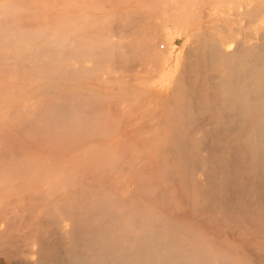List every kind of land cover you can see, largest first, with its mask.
<instances>
[{
	"label": "bare ground",
	"instance_id": "1",
	"mask_svg": "<svg viewBox=\"0 0 264 264\" xmlns=\"http://www.w3.org/2000/svg\"><path fill=\"white\" fill-rule=\"evenodd\" d=\"M17 1H0V254L13 264H264V207L233 218L222 174H206L235 153L236 171L264 180V1L226 2L236 12L219 20L134 0L160 23L126 7L97 36L92 20L49 30L40 7ZM193 19L174 55L166 23ZM172 61L175 86L153 95L167 83L149 75Z\"/></svg>",
	"mask_w": 264,
	"mask_h": 264
},
{
	"label": "rangeland",
	"instance_id": "2",
	"mask_svg": "<svg viewBox=\"0 0 264 264\" xmlns=\"http://www.w3.org/2000/svg\"><path fill=\"white\" fill-rule=\"evenodd\" d=\"M19 1L28 2L32 4L35 3L38 8L40 7V12L37 13L41 19L39 20V23L41 24L48 23V25H50L49 30H53V28L62 24L63 23L62 21L65 22V20L68 18L77 19L78 21L92 20L94 21L93 24L95 23V25L93 26V29L88 31V33L92 34L93 36H97L98 34L104 32V28H102L101 25L105 20L110 18L109 12L122 11L121 9L123 8L125 11L128 9L131 10L139 9L140 11L144 10L149 16V23H151L150 26L157 22L160 23V21L163 19V17L159 13V10L158 11L155 10L154 7H151L148 4H146L145 7L143 6L144 7L143 9L138 8V6L136 7L135 4L134 7L138 9H134L131 6L135 3L134 0H124V1L123 0L122 1L120 0H19ZM146 1L148 3H152L153 1H156L160 9L164 10L165 13H171L167 17H171L172 12L174 13L173 9L179 7L180 8L193 7V8H197V10L186 11L183 13L188 14L190 16L191 15L204 16V15L212 14L215 15L220 20L221 16L231 15V14L234 15V13L236 12V11L233 13L231 12L230 14L228 11H222L220 8L226 6V2L230 3L231 6H238V1L240 0H200V1L199 0H146ZM256 1L258 3L261 2L262 4V1L264 0H256ZM126 7L129 8L126 9ZM206 19L207 20L202 21L203 24L208 25L209 23H211L212 20L208 18ZM193 20L194 21H191L189 23V28H183V29H179L175 26H172L170 23H166L167 25L166 32L168 36L165 37L171 40L175 50L174 55L177 54L181 56L183 55V51L181 50V47L187 33L192 31L200 23L198 19L196 20L193 19ZM262 26L264 27V23L262 24ZM63 31L66 33L67 29H64ZM164 31L165 28L163 27V29L157 31V33L161 32L164 35ZM161 42L162 40H160L159 38L158 44L162 45ZM165 49H166V45H164V49H161V51H164ZM175 70H176L175 61H172L168 65L164 66L162 69L160 68L158 70V73H153L152 75H149L148 79L150 81L157 82L162 78L165 79V83H167L164 89L162 90L159 89L160 91H158L157 90L158 88H156L157 91H154L153 95L158 93H161L162 95H169L170 89L173 86H175L174 81H171ZM0 78L3 79V76H0ZM84 84L85 83L82 82L83 86H85ZM177 127L181 128V126H177ZM239 136L240 134L236 133L233 136V139L236 140ZM235 156L236 154L232 153L229 157H227L226 163L229 164V166L225 171L216 170L213 172L212 171L207 172L206 174L208 175L222 174L223 182L218 183V185L222 189L221 190L222 194L227 196L225 198V202H227V199H230L232 202L231 205L233 209H235L232 211L236 213L233 218L237 220L239 219L243 220L249 213L255 212L253 210H255L256 208L260 209L261 207H264V180L257 177L248 178L249 177L248 175L241 174L239 171H236L237 169L236 164L233 163L237 162L238 159L237 157L239 156L238 155L236 157ZM237 176L241 178H236ZM238 179H240L241 187L236 188L233 186V184ZM188 191L190 192L191 190L188 189ZM181 206H185V205H181ZM0 264H13V261L11 260V258H7L4 255L0 254Z\"/></svg>",
	"mask_w": 264,
	"mask_h": 264
}]
</instances>
